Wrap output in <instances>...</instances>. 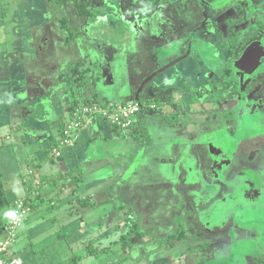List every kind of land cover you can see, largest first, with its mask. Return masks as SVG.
Segmentation results:
<instances>
[{"label":"crops","instance_id":"0c3cea01","mask_svg":"<svg viewBox=\"0 0 264 264\" xmlns=\"http://www.w3.org/2000/svg\"><path fill=\"white\" fill-rule=\"evenodd\" d=\"M58 1L67 0H0V239L8 235L5 228L13 217L15 204L18 201H24L28 206V213L22 226L17 229L16 237L8 251L9 255L20 257L22 264H124L126 255L116 248L118 243L124 240V237L118 239L117 235L120 234L121 228H114L115 224L110 226L109 211L114 208L106 210V207H110V203L122 207L124 202H127L128 204L125 203V205H128L130 209L133 216L132 221L138 223L141 233L138 236H148L151 229H158L154 228L152 224L170 226V221L154 223L151 221L150 224L144 226V231H141L145 220L144 214L150 213V203L143 193L140 195L134 193V184L130 185L127 181L136 178L139 181L135 186L149 184L150 182H144L146 175L143 171H147L148 176H151L149 179L158 177L155 186L168 187L172 166H169L164 173L161 167L157 166L160 160L151 149L145 153L146 157L140 160L141 169L138 175L134 174L135 163L132 165L134 168L127 175H121L122 172L116 174L114 172L113 175L104 177L102 176L103 167L107 164L103 165L100 162L108 159L107 155L109 154L105 151L108 148L105 144L80 145L79 149L56 147L57 133L70 118V100L75 96L74 93L71 94L72 97L62 95L66 99H64V104L60 103L61 85L65 81L69 86L68 71L82 62L80 50L76 46L74 37L81 31L77 28V24L83 22V17L87 16L85 21L87 30L91 29L90 32L87 31V35L94 44L100 45L101 43L96 39H102L104 36L102 26L110 20L105 14L107 10H112L116 6L114 14L116 17L112 22L123 23L124 17L130 15L133 16V21L146 20L148 16L154 14L157 6L161 9L162 6L170 9L172 4L168 6V4H161L160 1L158 3V1L143 0L140 1V6L134 8L130 1H125L126 4L124 1H103L104 3L109 2L106 8L100 7L101 1L84 0L83 3L88 7L86 11L83 9L85 4L83 6L80 4L81 15H76L75 12L61 15L56 7ZM72 2L74 3V0ZM153 3H156L155 7ZM95 5L99 7H95ZM91 9L94 10L91 11ZM94 11L98 21H91L90 17L93 16L92 12ZM163 21L165 22V20ZM93 23L97 24L91 28L90 25ZM165 28L169 31L173 29L171 25H167ZM118 29L123 30L122 26H119ZM64 31H67L65 35H63ZM169 31L166 32L163 28L162 41L152 44L149 39L153 36L142 33V42L139 43L136 50L139 56L137 60L134 59L135 62L132 64L128 62L129 58L123 55L122 64L117 67L123 84L120 91H132L139 85L143 87L141 79L144 78H147V83H144L146 88H156L160 85L172 86L173 83L177 87L180 78H184L189 71L190 78L196 77L198 71L207 77L212 72L219 71L218 67L212 65L213 62L211 63V60H215L214 58L209 59L205 71L200 67V70L197 69L195 62L197 54L205 51L202 50L201 45L198 44L200 49L196 44L198 40L195 39L196 43L188 53H185L188 39L176 31L175 35ZM171 35L174 36L171 37ZM219 36L218 33L216 44L212 47L214 53L213 51L211 53L215 56H221V51L217 48L220 44ZM153 48H157L160 57L157 63L162 66V70L157 73L150 69L145 73V76H141L147 65L153 66L154 57L151 52ZM207 53L209 52L207 51ZM103 55L101 54L102 62L106 61L108 57L105 55L104 58ZM135 75L140 77L138 78L140 79L139 83L136 82L137 80H132L135 79ZM157 76H161L162 81L154 79ZM204 76L197 78V80L201 78V84H203ZM107 81L111 83L110 86H115L111 82V78H107ZM62 89L68 88L63 86ZM154 114L153 109H147L141 116L153 120L156 116ZM152 120L150 126H153ZM171 121L172 119L168 122ZM177 133L173 132V134ZM163 135L164 137L170 136L165 131ZM53 145H55V150H59L57 159L53 157L55 156L54 149L50 153L46 149L47 146L51 148ZM111 160L114 163L113 158ZM145 160H149L148 164ZM183 164L187 169L193 166L188 162ZM76 168L79 170L73 174ZM156 171L163 176H157ZM244 172L242 171L240 174L245 175ZM192 178L195 180V177ZM110 186L115 191L123 189L122 195L126 201L117 202L116 193L108 192ZM225 200H228V207L224 209V214L229 217L228 220L225 219L223 225H208L211 231L215 230L212 234L213 237H216L209 241L208 248L211 243V253L208 249L207 252L210 256L207 258L204 253L199 257H194V261H199V258H202V261L213 260L222 256L223 260L231 259L240 246L239 244L246 242L253 245V240L250 237L234 240L232 234L229 233L226 236L220 232L233 213L230 212V207L234 198L228 195ZM258 204L264 205V195L253 203L254 206ZM144 209L145 211L142 213ZM253 210V208L250 209L249 213L254 212ZM7 213L10 215L12 213V215L9 216ZM175 233H169L166 239H182L176 237ZM230 236L232 238L231 245ZM166 239L162 237L157 240L164 241ZM131 245V242L128 241V246L131 247ZM103 246L107 248L100 250V247ZM132 246L134 248V245ZM154 247L156 248L155 244L148 246L146 250V253L149 254L147 255L148 264H179L183 262L179 259L181 255L175 249L167 251L170 255L167 260H156L155 257H152L149 249ZM253 253L245 252V254Z\"/></svg>","mask_w":264,"mask_h":264},{"label":"rangeland","instance_id":"374dc122","mask_svg":"<svg viewBox=\"0 0 264 264\" xmlns=\"http://www.w3.org/2000/svg\"><path fill=\"white\" fill-rule=\"evenodd\" d=\"M67 1L57 2L56 7L60 14L69 15L75 12L76 15H81L80 4L83 6L85 4L83 3L84 0H74V3L72 2L73 0ZM93 1H101L102 5H100V7L104 6L106 8L109 2L104 3L103 1H124L125 4V1H130L131 6L135 8L136 6H140V1L143 0ZM162 1L165 2L161 4L171 3V8L168 9V11H164L157 6L154 14L148 16L146 20L144 19L143 21L139 19L133 21V16L130 15L124 17L123 23H115L112 21H115L116 16L114 14L116 6L112 10H107L105 14L110 20L102 26V29L104 28V36L102 39H96L97 42L101 43L100 45H97V43L94 44L89 35H87V31L90 32L91 29L88 28L87 30V23L85 22L87 16H82L83 22L77 24V28L81 31L74 37V39H76V46L80 50L82 62L80 65L72 67L70 71H68L67 77L69 86H67L64 81V84L61 85V93H59L61 95L60 103L62 104H64V99H66V97H62V95L72 97L71 94H75L74 98L70 100L71 108L69 117L72 116L75 110L81 109L82 107H86V109L91 111L87 112V115L80 120L78 130L75 132L72 131L70 135L63 136V127L61 129L59 128L60 130L58 129L59 132L56 136L57 142L55 145L59 148L65 146L72 147V149H79L78 147L80 145L90 146L98 143L105 144L108 148V150H105L109 154L107 155L108 159H104L100 162L103 165L105 163L107 164V166L103 167L102 176L104 177L113 175L114 172L115 174L122 172L123 174L121 175H127L132 171L134 168L132 165L135 163L134 174L138 175L141 169L140 160L146 157L145 153L151 149L160 160L157 166L159 168L161 167L164 173L169 166H172L168 187L155 186L158 177L149 179L151 176H148L147 171H143L144 175H146L144 182H150L149 184L135 186L138 183L137 181H139L136 178L127 181L130 185L134 184V193H139V195L143 193L148 203H150V213L144 214L145 220L142 224L143 228L141 231H144V226L150 224L151 221L152 223L170 221L171 224L169 223L170 226L152 224L154 228L157 227L158 229H151L148 236H138L134 232L136 230H133L129 240H121L116 248L126 255V257L124 256V264H148L147 255L149 254L146 253V250L148 246H154V244L156 248H149L151 250L150 253L152 257L160 261L167 260L168 257H170L167 251L170 252L175 249L178 251V254L181 255L179 259L183 261L179 264H192L193 262L195 264H264V205L261 204L253 207L254 212L245 213L243 215L245 218L247 216L249 219L241 221L231 217L228 223L220 229V232L226 236L229 233L232 234L234 240L250 237V239L255 241H252L253 245L246 242L239 244L240 246L236 249V253L231 259L223 260L222 256L221 258L217 257V259L213 260L202 261L203 259L199 258V261H194V257H199L204 253L207 258L210 256L209 252L212 246L210 243V247L208 248L209 241L214 240L216 237H213L212 234L215 230L211 231L208 226L206 213L209 207L214 205L220 197L233 193L235 185L239 182L235 176L242 172L237 171L238 168L242 167L241 165L239 166V164H242L244 168L252 170L257 176L259 173H261V175L264 173V167L262 171V167L258 165L261 163L259 160L250 164L252 161L250 159L249 162V158L254 155L256 148L259 151L263 149L264 135L258 136L259 138L256 137V141H253L255 139L246 140V137L241 135L244 141L241 142L240 139H235V141L238 144L237 147H239L240 151L243 153L242 158L235 157L231 165L226 167L221 177L218 178L214 172L212 153L208 151L202 136L206 130L213 128L212 116H206V112L200 113V111L203 112L206 110H214L219 113L228 110V112L222 115L221 119L223 123H217L222 113L214 115V117L218 118L214 119L215 127L218 126V130H225L227 126H224V123L228 120V113L230 114L231 109H235L236 111L239 110L238 106L240 101L237 94L233 95L230 92L231 88L227 85V79L223 78L220 80L221 75H223V68L226 61H228L226 59L228 56L226 49L228 50L231 36L238 41V44L244 43L245 45L250 44L254 46L255 41L261 39H263L261 42L264 44V0ZM153 6L155 7L156 3H153ZM87 7V4H85L83 9L87 11ZM95 7L99 6L95 5ZM93 10L94 9H91V11ZM163 20H165V22ZM167 25H171L173 29L169 31L165 28ZM93 26V24L90 25L91 28H93ZM119 26H122L123 30L118 29ZM163 28L166 32L169 31L171 34H174L176 31L188 39L185 53L191 50L196 43L195 39L198 40L196 44L201 45L203 48L202 50H205L199 52V54L202 53V55H200L202 56L200 61L209 59V55L206 54L207 51L209 53L213 51L214 53L212 47L216 44L219 32L220 44L217 48L223 45L225 50L224 52H222L223 50L221 51V60L217 58L213 61L211 60V63L213 62L212 65L219 67V72H212L207 77L198 71L196 77L190 78L191 75L189 71L185 74L184 78H180L178 81L179 86L177 87L175 83H173L174 86L160 85L156 88H146L144 83H147V78H144L141 79L143 87L139 85L132 91H120L123 84L117 67L122 64L121 59L123 55L129 58L128 62H131V64L135 62L139 56L136 50L139 47V43L142 42L141 34L148 33L152 35L153 38L149 39L151 44L153 42L160 43L162 41L161 36ZM69 29H71V27H69ZM66 32L67 31H64L63 35H65ZM174 35H171V37ZM252 36L257 38L252 39ZM262 47L264 48L263 45ZM151 52H153L152 57H154L153 66L147 65L141 76H145V73L149 72L150 69L157 71V73L162 70V66L157 63L160 58L157 53V48H153ZM101 54H104V58L105 55L108 56L106 61L102 62ZM193 61L195 60L193 59ZM195 62L197 63V69L200 70L201 68L203 71L206 70L207 62L202 63L197 60ZM260 63L261 67L253 76L257 75L259 77L257 80L261 81L264 75V53ZM202 76H204L202 78L203 84L200 82L201 78L197 80L198 77ZM218 76L220 78H218ZM107 78H111V82L115 84L114 87L109 85L111 83H108ZM138 78L140 77L135 75V79L133 78L132 80H137L136 82L139 83L140 79ZM154 79H158L159 82L160 80L162 81L161 76H157ZM209 83L214 85L210 86ZM63 86L68 89H62ZM207 86H209L210 89L206 88ZM148 99H151V101H148ZM132 103L136 104L139 108L138 112L135 114L127 112V126L111 123L103 114L109 111L114 114L116 106L121 105L127 107L128 104ZM147 109H153L155 112L154 115L156 116H154L153 120L151 119L153 126H150V119L148 120L144 116H141ZM260 111L261 113L262 111L264 112L263 109ZM194 112H196V114H194ZM170 119H172V121L168 122ZM203 121L204 124H201ZM238 122L239 121L235 122L233 119L234 125L237 126L236 129L239 130ZM262 123L264 124V122ZM164 131L168 132L170 136L164 137ZM174 131L178 133L173 134ZM222 134L226 136L225 132H222ZM168 141H170V143H168ZM55 145L51 148L47 146V151L50 153L55 148ZM53 154L55 155L53 156L54 158L57 159L59 157V153L56 154L53 152ZM261 155L264 156V154ZM111 158H113L114 163L111 162ZM147 161L145 160L148 164ZM185 162L192 164V168L190 169L188 167L187 169V167H185L186 165L183 164ZM78 170L79 168L74 169L73 174ZM245 170L246 169H243V171ZM156 175L163 176L157 173V171ZM192 177H195V180H192L194 179ZM258 178L261 179L260 177ZM263 178L264 177H262V179ZM260 181L262 186H264V180ZM108 192L116 193L118 197L116 199L117 202L126 201V198L122 195L123 189L115 191L113 187L110 186ZM223 201H225V199ZM125 203L128 204L124 202L122 207L112 203H110V207H106V210L114 208L109 211V215L111 216L110 226L115 224L114 228H121L120 234L117 235L119 236L118 239H123L124 234L130 232L128 225L133 219V216H130L132 215L130 209ZM223 204L222 202V205ZM227 207L228 202L223 205V208L227 209ZM96 208H98L97 205ZM132 208L136 210L134 207ZM103 210L104 207L102 211ZM144 211L145 209L142 210V213H144ZM178 217L182 219L181 222L179 220V223H181L179 228H183L184 233H182V235H184V237L182 239H166L169 233H174L178 230ZM224 217L227 220L229 218L226 214H224ZM162 237L166 240H157ZM232 238L230 236V245ZM128 241L134 245V248L132 245L131 247L128 246ZM104 248L107 247H100V250ZM207 249L209 252H207ZM246 251H251V253L255 251V253L245 254Z\"/></svg>","mask_w":264,"mask_h":264},{"label":"flooded vegetation","instance_id":"af4514ba","mask_svg":"<svg viewBox=\"0 0 264 264\" xmlns=\"http://www.w3.org/2000/svg\"><path fill=\"white\" fill-rule=\"evenodd\" d=\"M155 1V0H153ZM160 2H165L162 0H158V3ZM157 3V4H158ZM165 4V3H163ZM171 3H168V6ZM164 8V6H162ZM162 8V9H163ZM165 11H167V8H164ZM219 33V32H218ZM257 38L252 36V39ZM233 39V37L231 36L230 40ZM230 40H229V45H228V50L226 49V51L228 52V56H227V60L226 64L223 68V75H221V78L218 76V78H220V80L227 79L226 82H228L227 85H229V88H231L230 92L234 95L237 94L238 99L240 101V104L238 106L239 110H235V109H231L230 114L228 113V120L227 122L224 123V126L226 125L227 127L225 128V130H218V126L215 127L214 124V119H218L217 117H214V115L216 114H221L220 118L217 120V123H223L222 121V115H224L227 111H221V113L219 112H215L214 110H206L200 113H205L206 112V116L210 115L212 116V120H213V128L210 130H206L204 134H202L204 142L206 143V146L208 148V151H211L212 156H213V160H214V171H215V156L218 154L217 152H219L220 150H222V147H224V143L227 142V147H225L224 151L222 152L225 156H223L224 158L227 159L228 161H230L229 165L226 167H229L231 165L232 160L235 157H240V159L243 156V153L240 151V148L237 147V143L235 141V139H240V141H244L243 138L241 137V135L243 137H246L247 139H255L253 141H256V137H260L264 135V124L262 122H264V112L262 111L261 113V109L264 110V75H263V79L257 80L259 77L253 76L257 70L261 67V57L264 53V48L262 47V45L264 46V44L261 42L263 41V39L261 40H256L254 46L250 45V44H238V41H236L235 39H233L236 42V47H231L230 44ZM259 42V43H258ZM252 44V43H251ZM262 44V45H261ZM257 46H259V65L256 69H254L251 73L248 74V76L245 78V80L243 81V92L241 91L240 88V73L241 70L239 69V67H235V61L237 59H239L244 51L246 49H253L256 48ZM225 47L222 45L218 48V50L224 52ZM233 48V49H232ZM207 55H209V59H219L221 60V56L220 55H213V53H206ZM204 56H207V55ZM222 54V53H221ZM212 56V57H211ZM247 54L245 55L246 58ZM211 57V58H210ZM205 62H208L207 60ZM203 62V63H205ZM219 69V67H218ZM220 70V69H219ZM219 72V71H218ZM219 75V74H218ZM210 86H213L214 84L209 83ZM226 85V86H227ZM205 88V87H204ZM206 88L210 89L209 86H207ZM260 108V109H259ZM209 113V114H208ZM230 116V117H229ZM245 118L246 121H245ZM233 119L238 122V129L237 126L234 125L233 123ZM256 122H258V126L256 127L255 124ZM204 124V121L201 123ZM245 124H247V127L245 126ZM217 128V129H215ZM222 132L226 134L223 135ZM245 132V133H243ZM258 137V138H259ZM205 145V144H204ZM257 146V145H256ZM262 150L259 151L255 150L254 155L252 157L249 158V162L250 159L252 160L250 162V164L254 163L256 160H259L261 163H259V167H262V171H263V167H264V156L261 154H264V143L262 145ZM227 150L231 151L232 154H227ZM260 152V153H259ZM227 155V156H226ZM239 162V161H238ZM237 162V163H238ZM242 166L241 168H238L237 171H243V169L245 170V175H241L240 173L236 174V178L239 180L238 184L235 185L233 194L229 195L227 194L226 196H232L234 198V202L230 207V212L232 213V216L234 219L237 220H244L247 219L245 218L243 215L245 213H249L250 209H252L254 207L253 203L256 202L257 198H260L262 195H264V186H262L261 181L260 180H264V178L262 179V177H264V173L261 175V173L258 174V176L256 174H254V172L252 170H249L247 168H244V166L242 164H239V166ZM238 166V167H239ZM225 168H223L221 170V175L222 173L225 171ZM237 167V165H236ZM257 167V166H256ZM258 167V168H259ZM191 169V168H190ZM237 169V168H236ZM261 170V169H260ZM235 171V170H234ZM242 173V172H241ZM220 175V177H221ZM261 175V176H260ZM218 177V178H220ZM258 177H260L261 179H259ZM262 194V195H261ZM226 196L220 197L219 200L216 201V203L214 205H212L211 207H209V209L207 210V213L209 211H211L212 209L215 208L216 204L219 202H222ZM206 213V214H207ZM247 217V216H246Z\"/></svg>","mask_w":264,"mask_h":264},{"label":"built area","instance_id":"2783aa9c","mask_svg":"<svg viewBox=\"0 0 264 264\" xmlns=\"http://www.w3.org/2000/svg\"><path fill=\"white\" fill-rule=\"evenodd\" d=\"M138 108L139 107L134 103L128 104L127 107L118 105L115 108L116 111H114V114L110 111L108 113L104 112L103 114L107 118V120L111 121V123L127 126V112H129L130 114H135L136 112H138ZM89 111L91 110L86 109V107L75 110L72 116L63 125V136L70 135L72 131L75 132L76 130H78L80 126V120H82V118L85 117L87 115V112ZM58 151L54 149V153L58 154ZM27 213L28 206L24 201H18L15 204L13 217L5 228V230L8 231V235L5 238L0 239V264H22V259L20 257L9 255L8 251L14 241V237H16L17 229L22 226Z\"/></svg>","mask_w":264,"mask_h":264},{"label":"water","instance_id":"95a60500","mask_svg":"<svg viewBox=\"0 0 264 264\" xmlns=\"http://www.w3.org/2000/svg\"><path fill=\"white\" fill-rule=\"evenodd\" d=\"M246 54H247V56L245 58ZM200 55H202V53L201 54L198 53L197 54L198 57L197 58L195 57V58L199 62H202V63L205 62L204 60L200 61L201 57H202ZM207 61H209V59ZM234 64H235V67L238 66L239 69L241 70L240 88H241V91L243 92V90H244V89H242L243 88V81L248 76V74L251 73L254 69H256L259 65V46H257L256 48H253V49H246L244 51L243 55L239 59H237ZM246 119L247 118H245V121H246ZM258 125H259L258 122H256L255 126L259 127ZM245 126H246V128H248L247 124H245ZM226 143L227 142H225L223 144L224 147H222V150L217 152L218 154L215 156V173L217 176H220L221 170L224 168V166L229 164V161H228L229 157H227V159L224 158L223 156H225V155L222 153L226 149L225 147H227ZM227 154H232V153H231V151L227 150ZM222 202L225 204L226 202H228V200H225ZM222 202L217 203L216 207L206 214V218H207V222H208L209 226L217 225V224H219V225L224 224V221L226 218L224 217V212H225L224 209L225 208H223L224 204L222 205Z\"/></svg>","mask_w":264,"mask_h":264},{"label":"trees","instance_id":"16d2710c","mask_svg":"<svg viewBox=\"0 0 264 264\" xmlns=\"http://www.w3.org/2000/svg\"><path fill=\"white\" fill-rule=\"evenodd\" d=\"M98 12V11H97ZM92 15L93 16H91L90 18H91V21H94V20H96V21H98L95 17L97 16V14H96V12L94 11V12H92ZM97 23H93V25H96ZM230 44H231V47H236V42L233 40V39H231L230 40ZM232 48V49H233ZM56 144V143H55ZM131 217H132V215H131ZM133 218V217H132ZM179 220H180V222H181V218L179 217L178 219H177V221H178V225H177V227H178V230L176 231V237H178V238H183L184 237V235H182V233H184V230H183V228L181 227V228H179L180 227V225H181V223H179ZM138 223L136 222V221H132L131 222V224L129 225V228H130V232H128V233H125L124 234V240H129V238H130V235L132 234V232H133V230H136V231H134L135 232V234L136 235H139V234H141L140 233V231L138 230V225H137Z\"/></svg>","mask_w":264,"mask_h":264},{"label":"clouds","instance_id":"9594fccd","mask_svg":"<svg viewBox=\"0 0 264 264\" xmlns=\"http://www.w3.org/2000/svg\"><path fill=\"white\" fill-rule=\"evenodd\" d=\"M7 215L11 216V215H12V213H11V215H10L9 213H7Z\"/></svg>","mask_w":264,"mask_h":264}]
</instances>
